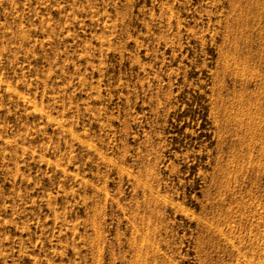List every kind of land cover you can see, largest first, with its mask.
Listing matches in <instances>:
<instances>
[{"label": "rangeland", "instance_id": "rangeland-1", "mask_svg": "<svg viewBox=\"0 0 264 264\" xmlns=\"http://www.w3.org/2000/svg\"><path fill=\"white\" fill-rule=\"evenodd\" d=\"M263 242L264 0H0V264Z\"/></svg>", "mask_w": 264, "mask_h": 264}, {"label": "bare ground", "instance_id": "bare-ground-1", "mask_svg": "<svg viewBox=\"0 0 264 264\" xmlns=\"http://www.w3.org/2000/svg\"><path fill=\"white\" fill-rule=\"evenodd\" d=\"M236 120H237V119H236ZM239 122H240V120H239ZM233 223H234V222H233ZM233 234H234V233H233ZM263 243H264V242H263ZM260 245H261V244H260ZM263 246H264V245H263ZM259 247H260V246H259ZM261 248L263 249V247H261ZM259 249H260V248H259ZM259 252H260V250H259ZM262 256H263V255H262ZM262 256H261V253H260V257H259V259H258L259 261H260V259H263V258H264V256H263V257H262ZM263 261H264V260H263ZM263 261H261L262 264H264ZM246 264H250V263L247 262Z\"/></svg>", "mask_w": 264, "mask_h": 264}]
</instances>
